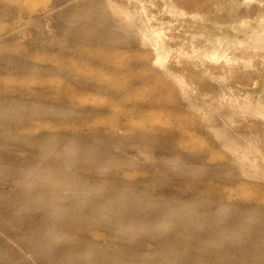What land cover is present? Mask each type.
I'll list each match as a JSON object with an SVG mask.
<instances>
[{
  "label": "rangeland",
  "instance_id": "rangeland-1",
  "mask_svg": "<svg viewBox=\"0 0 264 264\" xmlns=\"http://www.w3.org/2000/svg\"><path fill=\"white\" fill-rule=\"evenodd\" d=\"M0 264H264V0H0Z\"/></svg>",
  "mask_w": 264,
  "mask_h": 264
}]
</instances>
